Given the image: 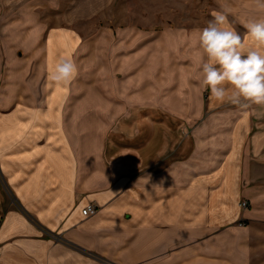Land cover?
Returning a JSON list of instances; mask_svg holds the SVG:
<instances>
[{
	"label": "crops",
	"instance_id": "crops-1",
	"mask_svg": "<svg viewBox=\"0 0 264 264\" xmlns=\"http://www.w3.org/2000/svg\"><path fill=\"white\" fill-rule=\"evenodd\" d=\"M114 1L0 0V56L2 47L18 53L0 98L1 184L12 195L0 217V264H246L250 247L264 264V106L227 116L206 149L157 172L165 150L153 161L128 150L110 161L101 144L87 150L84 131L71 133L80 125L71 110L134 107L129 26L110 28L115 88L106 95L101 71L86 87L84 52L103 41L84 38L79 24ZM65 56L78 74L53 85L48 71ZM91 203L99 209L85 216ZM233 249L243 257L231 261Z\"/></svg>",
	"mask_w": 264,
	"mask_h": 264
},
{
	"label": "rangeland",
	"instance_id": "rangeland-1",
	"mask_svg": "<svg viewBox=\"0 0 264 264\" xmlns=\"http://www.w3.org/2000/svg\"><path fill=\"white\" fill-rule=\"evenodd\" d=\"M222 4L230 7L229 22L242 37L247 35L246 20L264 19V10L256 6L255 0H115L93 19L80 21L79 32L84 38L97 36L103 41L97 47H86L84 52L87 54L83 63L87 89H93L94 75L100 71L101 87L106 95L115 88L110 28L115 32L121 26H129L133 28L131 39L134 43L128 49L130 54L133 53L134 89L138 91L135 92L134 107L129 110L70 111L71 121L80 122L79 126L71 125V133L84 131L87 150L99 149L101 144L100 149L110 161L128 150L145 162L156 159L159 149L165 150V158L154 167L155 172L162 171L174 160L185 161L194 154L197 146L206 149V135L220 132L224 118L247 111L215 101L210 90L202 87L200 82L198 30L212 19L213 11L221 10ZM2 50L0 98L5 93L6 81L12 79V67L18 59V53L15 60L7 47ZM90 101L87 105L93 106L92 96ZM97 136H101V143ZM136 172L139 173L133 176L134 181L141 177L140 171ZM1 181L0 175V217L6 205L12 202L10 190ZM243 229L247 236L252 235L251 226L246 225ZM233 251L231 261L243 257L235 249ZM255 257L253 247L247 248L246 264H254Z\"/></svg>",
	"mask_w": 264,
	"mask_h": 264
},
{
	"label": "clouds",
	"instance_id": "clouds-1",
	"mask_svg": "<svg viewBox=\"0 0 264 264\" xmlns=\"http://www.w3.org/2000/svg\"><path fill=\"white\" fill-rule=\"evenodd\" d=\"M255 4L264 10V0H255ZM230 13V7L222 4L221 10L213 11L212 19L198 30L201 85L219 103L240 109L264 106V19L246 20L247 35L242 37L231 26ZM77 74L76 62L70 56L60 57L49 69L48 80L56 86H67Z\"/></svg>",
	"mask_w": 264,
	"mask_h": 264
},
{
	"label": "built area",
	"instance_id": "built-area-1",
	"mask_svg": "<svg viewBox=\"0 0 264 264\" xmlns=\"http://www.w3.org/2000/svg\"><path fill=\"white\" fill-rule=\"evenodd\" d=\"M247 206H248V203L246 201L242 202V207H247ZM97 211H98V206L97 205L89 204L88 206H86L83 209V214L85 216H88V215L95 214Z\"/></svg>",
	"mask_w": 264,
	"mask_h": 264
}]
</instances>
